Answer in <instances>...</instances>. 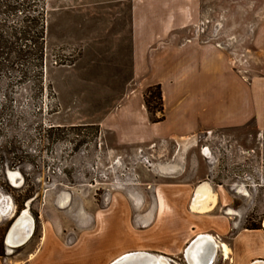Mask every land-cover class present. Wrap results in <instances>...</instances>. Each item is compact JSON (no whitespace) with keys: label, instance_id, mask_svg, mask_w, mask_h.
Wrapping results in <instances>:
<instances>
[{"label":"rangeland","instance_id":"1","mask_svg":"<svg viewBox=\"0 0 264 264\" xmlns=\"http://www.w3.org/2000/svg\"><path fill=\"white\" fill-rule=\"evenodd\" d=\"M198 2L204 33L227 45L233 68L239 59L258 65L251 38L264 19V0ZM126 6L0 0V256L10 264H27L32 254L53 264H110L144 242L184 247L196 217L156 214L154 193L182 192L188 209L203 181L219 197L211 213L230 208L237 226L263 227L264 135L253 124L135 145L101 128L129 75L115 41ZM23 24L34 42L7 47L12 28ZM170 163L180 168L176 176L165 172ZM23 211L33 218L32 234L8 247L5 235ZM152 253L188 264L180 255Z\"/></svg>","mask_w":264,"mask_h":264},{"label":"crops","instance_id":"2","mask_svg":"<svg viewBox=\"0 0 264 264\" xmlns=\"http://www.w3.org/2000/svg\"><path fill=\"white\" fill-rule=\"evenodd\" d=\"M115 1L119 5L127 4V15L116 19L115 41L116 53L128 58L129 75L120 100L101 118V128L110 130L122 145L221 129L236 130L247 124H253L264 135V19L257 24L251 38L258 65H245L242 72H237L227 51L188 34L199 19L198 0ZM154 84L161 87L164 119L152 123L143 92ZM179 169L170 163L165 172L176 176ZM190 183L191 180L171 184ZM199 184L190 197L188 209H184L187 197L182 192L154 193L156 214L162 211L174 217L188 212L196 217L184 247L181 242H144L131 256L118 255L110 264H173L172 259L154 251L180 255L188 264L192 261L190 256L194 261L210 256L209 264H264V225L237 226L229 218L235 214L230 208L222 215L211 213L219 197L209 183L214 201L210 199L208 207L201 211V202L195 196ZM198 236H207L208 240H196L191 245ZM27 261V264H53L33 254ZM0 264L10 263L0 256Z\"/></svg>","mask_w":264,"mask_h":264},{"label":"bare ground","instance_id":"3","mask_svg":"<svg viewBox=\"0 0 264 264\" xmlns=\"http://www.w3.org/2000/svg\"><path fill=\"white\" fill-rule=\"evenodd\" d=\"M204 154L206 155L207 152L204 151ZM7 176L9 177V179L12 182L16 183L15 172L8 171V175ZM195 196H196L197 200L201 202V205L199 206V209L201 211L208 207L207 203H208V201L210 199H212L214 201V196L212 195L211 188H210L209 184L206 181H203V182H201L199 184V186L197 187V190L195 192ZM194 202H195V200H194ZM212 204H216V203L212 202ZM193 207L196 208L195 205H193ZM263 225H264V219H263ZM32 231H33V218L28 212L23 211L14 220V222L10 226L7 234L5 235V243L7 244L8 247L19 246V245L23 244L31 236ZM198 240H208V237L207 236H199V239H197V241ZM206 242H208V241H206ZM209 246H211V245H208V247ZM187 257H188V255H187ZM190 257H189V259H192L190 264H209L210 263V260H208L209 258H207V257H205L204 259H202V257H201L202 260L201 261H197L196 260L197 262L194 261V259L190 258Z\"/></svg>","mask_w":264,"mask_h":264},{"label":"trees","instance_id":"4","mask_svg":"<svg viewBox=\"0 0 264 264\" xmlns=\"http://www.w3.org/2000/svg\"><path fill=\"white\" fill-rule=\"evenodd\" d=\"M16 5V4H15ZM16 7V6H14ZM17 8V7H16ZM23 8V6H22ZM25 22V21H23ZM28 27V28H27ZM41 33L43 32V23H41ZM29 26L23 24L21 28H12L11 32V38L13 39L12 41L10 40L8 43H6L7 47H15L14 45H18V40L21 39H28L29 42H34L29 37ZM19 34L20 36H18ZM43 37V36H42ZM20 45V43H19ZM5 46V47H6ZM18 47V46H17ZM19 48V47H18ZM18 54H20V50L18 51ZM143 101L145 108L148 113L149 121L152 123L159 122L164 119V110H163V101H162V93H161V87L160 84H154L151 86H148L144 92H143ZM260 226H252L250 228H259ZM1 255V254H0Z\"/></svg>","mask_w":264,"mask_h":264},{"label":"built area","instance_id":"5","mask_svg":"<svg viewBox=\"0 0 264 264\" xmlns=\"http://www.w3.org/2000/svg\"><path fill=\"white\" fill-rule=\"evenodd\" d=\"M206 19H202V17H199V19L192 24V37L196 38L198 41L200 42H204V43H211L214 46L223 49V50H227V45L223 42V41H219L218 37L214 34V33H204V23H205ZM194 31V32H193ZM245 60L244 59H239V60H234L233 63H237L238 68H236V71L238 72H242L243 66H245ZM204 148H201V151H203Z\"/></svg>","mask_w":264,"mask_h":264},{"label":"water","instance_id":"6","mask_svg":"<svg viewBox=\"0 0 264 264\" xmlns=\"http://www.w3.org/2000/svg\"><path fill=\"white\" fill-rule=\"evenodd\" d=\"M11 225H12V224H11ZM11 225H10V226H11ZM9 228H10V227H9ZM8 230H9V229H8ZM7 232H8V231H7ZM197 239H199V236L196 237V238L193 240V242H191V245H192V244L194 245ZM191 245H190V246H191ZM192 247H194V246H192ZM208 258H209L208 260H210V256H209Z\"/></svg>","mask_w":264,"mask_h":264}]
</instances>
